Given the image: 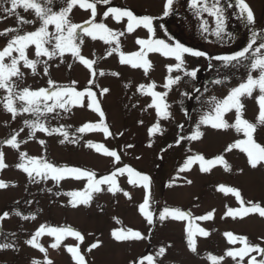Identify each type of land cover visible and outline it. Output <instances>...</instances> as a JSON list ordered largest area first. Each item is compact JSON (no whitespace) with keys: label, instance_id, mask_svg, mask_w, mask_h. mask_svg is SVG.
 <instances>
[{"label":"rangeland","instance_id":"1","mask_svg":"<svg viewBox=\"0 0 264 264\" xmlns=\"http://www.w3.org/2000/svg\"><path fill=\"white\" fill-rule=\"evenodd\" d=\"M206 2L211 5L216 3V0H206ZM236 2L237 0H219L217 6L222 9L224 17L223 32L220 36L215 35V17L206 12L198 14L197 9L191 6V0H174L173 9L168 16L163 15L165 0H111L109 5L102 3L97 5V22H104L114 30H124L125 23L117 24L111 17L105 19L103 12L108 7L130 8L138 15L156 17L153 21L154 38L163 39L167 43L178 42L185 47L207 53L206 57H192L185 54L184 67L188 71L197 69L195 78L185 76L183 71L173 73V75H180L182 80L168 94L167 100L171 106L172 118L161 121V126L165 130L163 135L149 137L148 128L155 122L156 117L151 109L142 111L150 102V97L141 95L137 91V86L155 81L157 90L164 91L162 85L167 74L165 66L174 61L158 53H150L149 59L154 65V70L145 77L142 70L121 65L117 53L103 58L109 46L102 41H92L85 37L82 54L87 58H99L98 68L106 73L118 71L121 74L119 78L111 75L97 77L101 87L111 89L110 94L100 99L106 113V122L114 138H106L101 132L85 134L77 132V129L85 122L99 120L98 114L86 107L73 108L71 113L63 114L62 118H49L47 121L51 127L63 125L70 139L79 138L78 144L68 142L60 144L59 140L62 137L59 135L47 136L43 133H37L35 140L29 139L26 135L27 128L20 137L27 140L26 144L21 145L20 150L27 152L30 156L46 157L58 166L67 165L95 171L97 178L110 174L115 170V166L111 158L85 147L86 142L90 140L95 144H103L109 149L116 150L121 155V163L117 166L123 167L127 164L152 177L150 210L157 217L165 207L190 211L193 217L204 215L214 209L213 220L192 221L193 227H203L210 232L207 238L197 235V253H192L187 248V221L169 219L163 224L158 220L154 225L147 223L138 211L139 203L143 202L144 190L128 183L127 174L119 176L118 183L121 188L130 193L131 200L124 197L122 193L112 196L105 191L96 195L91 207L80 206L79 209H72L67 205L70 198L63 193L82 190L85 181L68 178L60 181L59 184L51 179L30 183L26 174L15 167L20 162L18 152L4 145L5 162L9 167L0 171V179L14 182L15 186L10 185L8 189L0 190V214L9 213V218L0 221V244H12L14 247L0 250V264H30L33 258L42 259L43 255L38 250L25 244V240L29 239L41 224L53 227L70 225L81 231L85 235L81 248L85 251L89 264H129L130 260L149 254L154 255L159 247L167 245L171 247L167 249L165 256L158 258L162 264H213L211 256L219 257L229 247L240 246L239 244L229 245L225 232L232 231L234 234L245 235L252 243L260 242L259 238L264 236V219L253 216L239 221L225 217L227 207H239V205L233 196L217 191L218 185L224 184L240 189L246 199L255 201L264 199V168L251 169L245 154L237 149L224 152L228 144L236 139H243V134L236 133L234 129L218 131L202 126L205 136L201 141H183L179 146L175 145L177 137L189 135L201 115L209 111L207 101L211 97L223 99L232 87L246 80L249 69L225 66L223 62L215 59H209L210 69L206 70L207 57L233 55L243 50L251 40L253 26L248 25L239 15ZM247 2L256 14L255 30L264 31V0H247ZM63 5L64 0H54L51 7L54 11H58ZM10 7V0H0V31L16 26L15 17L8 16L4 12V9ZM21 14L28 19L33 18L28 13L21 11ZM89 15L88 11L77 7L71 13V19L74 23H82L89 18ZM24 29L32 30L33 26L24 25ZM148 36L147 30L142 27L133 34H126L120 38L121 50L125 53L137 51L139 46L135 43V39L137 37L146 39ZM260 42L261 40L257 39L253 47L258 46ZM5 43V39L0 37V49L5 46ZM49 63L52 65L50 77L42 74L43 65H40L38 71H41V75L36 77L28 75L26 85L32 89L48 87L47 80L51 78L61 86L75 80L78 81V90L88 87V72L75 62L70 54L65 55V63L60 64L59 67L56 66L59 63L58 60ZM245 63L248 62L245 61ZM68 64L72 65L71 69L67 67ZM251 74L258 76L256 71H252ZM215 80H221L222 83L215 84L213 83ZM125 84L130 86L125 88ZM197 86H200V92L194 93L187 100V95L183 94L192 92ZM93 90L99 93V89ZM5 95L6 93L0 90V101ZM253 95L257 96L258 92H254ZM197 96H200V100L196 99ZM243 102L245 103L244 118L255 123L259 111L256 100L245 98ZM133 105L137 106L133 107ZM25 118L33 117L24 114L12 121L10 114L3 110V105L0 103V144L9 138L14 130L23 127ZM225 118L229 123H234V113H228ZM140 120L144 121L143 125L138 123ZM6 121L7 124H5ZM180 124L184 125L182 131L178 127ZM120 132L124 135L120 136ZM254 136L258 143L264 145V126L258 127ZM39 139L47 141L44 147L39 144ZM150 141H153L152 147H148ZM127 144H132L134 147L127 148ZM169 144L173 147L168 148ZM196 153L203 154L206 159L223 154L231 165V171H225L222 166L217 165L211 172L201 173L197 164L193 165L190 172L180 173L178 170L187 156ZM186 179H191L193 183L186 184ZM170 183L171 187L168 186ZM49 189L51 191H48ZM57 191L62 194L55 195ZM16 212H20L21 215L17 216ZM23 216H29L30 219L24 220ZM33 216L35 219H31ZM114 218L119 219L121 223H116ZM120 227L139 230L146 238L142 241L118 244L111 239L110 232ZM97 238L104 241L103 246L90 254L87 253V247ZM52 240V237L43 236L39 242L48 247ZM64 243L74 245L77 242L69 237ZM49 256L54 260V264H73L70 254L63 246L60 250L49 248ZM259 258L258 256L257 259ZM225 264H235V262L228 258Z\"/></svg>","mask_w":264,"mask_h":264},{"label":"snow or ice","instance_id":"2","mask_svg":"<svg viewBox=\"0 0 264 264\" xmlns=\"http://www.w3.org/2000/svg\"><path fill=\"white\" fill-rule=\"evenodd\" d=\"M53 3L54 0H10L11 7L4 9L8 16L15 17L16 26L0 31V37L6 41L5 46L0 49V90L6 93L0 103L3 105V110L10 114L12 121L24 114H29L33 118H25L23 127L14 130L9 138L0 144V171L9 167L5 162L6 153L3 150V146L6 145L8 148L18 152L20 162L15 167L26 174L30 183H39L51 179L59 184L60 181L68 178L85 181L86 183L82 190L63 193V195L70 198L67 201V205L72 209H79L80 206L91 207L96 195L105 191L112 194V196L122 193L124 197L131 200L132 196L130 193L121 188L118 183V177L127 174L129 177L128 183L133 186H139L144 190L143 202L139 203L138 211L147 223L154 225L158 220L163 224L169 219L187 221V248L192 253H197V235L207 238L210 236V232L203 227H193L192 221L213 220L214 209L204 215L193 217L190 211L165 207L157 217L150 210L152 177L137 171L127 164L123 165V167L117 166L121 163V155L116 150L109 149L103 144H95L90 140L86 142L85 147L94 149L97 153L111 158L115 166V170L111 171L110 174L97 178L95 171L67 165L58 166L50 162L46 157L30 156L27 152L20 150L21 145L27 143V140L20 137L21 133L27 128L28 132L26 135L29 139L35 140L37 139V133H43L47 136L59 135L62 137L59 140L60 144L65 142L78 144L79 138L70 139L63 125L51 127L47 123L49 118H62L63 114L71 113L72 109L76 107H86L99 116L98 122H85L77 129V132L81 134L101 132L106 138L113 137L110 126L106 122V113L102 108V100L100 99V97L110 94L111 89L109 87H101L97 77L111 75L119 78L121 74L118 71L106 73L98 68L99 58H87L82 54L85 37L90 38L92 41H102L109 46L106 56L103 58L117 53L121 65L142 70L145 77H148L150 72L154 70V65L149 59L150 53H158L174 61V63L165 66L167 74L162 85L164 91L157 90L155 81L147 84L141 83L137 86V91L141 95L150 97V102L142 111L151 109L156 117L155 122L148 128L149 137L157 134L163 135L165 130L161 126V121L172 118L171 106L167 100L168 94L182 80L180 75H173V73L183 71L185 76L192 78L197 76V69L191 71L185 69V54L192 57H206L207 53L185 47L178 42L173 44L167 43L163 39L154 38L155 28L153 21L156 17L138 15L130 8L108 7L103 12L105 19L111 17L117 24L124 22L125 26L122 31L114 30L104 22H97V5L101 3L109 5L111 0H64V5L58 11H54L53 7H51ZM218 3L219 0H216V3L211 5L206 0H191V6L197 9L198 14L199 12H206L215 17V35L220 36L223 32L224 17L222 9L217 6ZM173 5L174 0H165L164 16L169 15ZM77 7L90 13L89 18L82 23H74L71 19V13ZM236 7L239 9V15L246 20L247 24L253 26L250 42L243 50L233 55H218L208 57V59L221 61L225 66L231 65L232 67L249 69L246 80L239 83L238 86L232 87L223 99H217L215 96L211 97L207 101L209 111L201 115L189 135H179L175 140V145L179 146L183 141H201L205 136L202 126H208L218 131L234 129L236 133H242L244 138L236 139L233 143L228 144L224 152H231L234 149L239 150L245 154L248 166L256 170L264 168V145L258 143L254 136L258 127L264 126V31L258 32L255 30L254 26L257 23L256 14L247 0H237ZM21 11L30 14L33 18H26L21 14ZM24 25H31L33 29L25 30ZM141 27L147 30L148 38L137 37L135 43L139 46L138 50L132 53L123 52L120 38L126 34H133ZM205 31H207L206 28ZM257 39H260L261 42L254 48L253 45L257 43ZM66 54H70L72 59L88 72V87L78 90V81L75 80L68 85L61 86L51 78L47 80L48 87L32 89L26 85L28 75L32 77L41 75V71H38V66L40 65H43L42 74L50 77L52 65L49 62L58 60L59 63L56 66L59 67L60 64L65 63ZM93 55L95 56V53ZM245 61L248 63H245ZM67 67L71 69L72 65L68 64ZM252 71L258 72V76H253L251 74ZM213 83L220 84L222 81L215 80ZM129 86V84L124 85L125 88ZM93 89H99V93ZM195 91L200 92V89H195ZM254 92H258L255 97L253 95ZM183 95L188 94L184 93ZM86 98L87 103H85ZM245 98H254L258 104L259 111L255 123L244 118L245 103L243 101ZM196 99L200 100V96H197ZM136 106L133 105V107ZM228 113H234V123H229L225 118ZM185 114L187 115V113ZM138 123L143 125L144 121L140 120ZM5 124H7V121ZM178 127L181 131L184 129L183 124ZM119 135L123 136L124 133L120 132ZM38 142L42 147L47 143L45 139H39ZM152 144L153 141H150L148 147H152ZM126 147L132 148L134 145L127 144ZM172 147V144L168 145V148ZM189 151L191 150L189 149ZM197 164L201 173H209L217 165L222 166L225 171H231V165L226 161L223 154L206 159L200 153L188 155L178 171L180 173L190 172L193 165ZM185 182L188 185L193 183L191 179H186ZM10 185L15 186L14 182L0 179V190L8 189ZM168 186L171 187L172 184L170 183ZM48 191H51V189ZM217 191L224 195L233 196L239 205V207H227L224 214L225 217L239 221L253 216L264 219V199L260 201L246 199L240 189L224 184L218 185ZM61 194L59 191L55 193L57 196ZM16 215L20 216L21 213L16 212ZM7 218H9L8 212L0 214V221ZM22 218L24 220L30 219L29 216H23ZM31 219H35V217H31ZM114 219H116V223H121L119 219ZM89 235L92 234L89 233ZM224 235L229 245L239 244L240 246L229 247L219 257L211 256L210 259L213 264H225L228 258L234 261L235 264H264V236L259 238V243H252L247 236L234 234L232 231L225 232ZM43 236L53 238L48 247L39 242V239ZM110 236L118 244L142 241L146 238L141 231L134 230L131 227L115 228L110 232ZM69 237L73 238L77 243L74 245L65 244L64 241ZM84 241L85 235L70 225L53 227L41 224L35 233L25 240V244L32 249L38 250L43 255L42 259L33 258L30 264H54V260L49 256V248L60 250L62 246L70 254L73 264H89L85 251L81 248ZM103 244L104 241L97 238L95 242L87 247L86 252L90 254L93 250L100 249ZM13 247L14 245L12 244H0V250ZM170 247L171 245L161 246L154 255L149 254L130 260L129 264H162L158 258L164 257ZM258 256L260 257L259 259H257Z\"/></svg>","mask_w":264,"mask_h":264},{"label":"water","instance_id":"3","mask_svg":"<svg viewBox=\"0 0 264 264\" xmlns=\"http://www.w3.org/2000/svg\"><path fill=\"white\" fill-rule=\"evenodd\" d=\"M196 89H199V87H197ZM195 92H196V91H195V89H194V91H193L192 93H189L188 96H187V99H189V98H190Z\"/></svg>","mask_w":264,"mask_h":264}]
</instances>
